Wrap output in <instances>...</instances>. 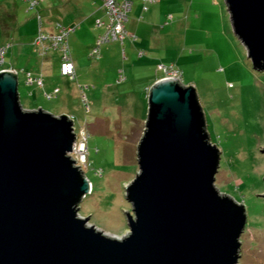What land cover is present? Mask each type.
Returning a JSON list of instances; mask_svg holds the SVG:
<instances>
[{
    "label": "rangeland",
    "instance_id": "1",
    "mask_svg": "<svg viewBox=\"0 0 264 264\" xmlns=\"http://www.w3.org/2000/svg\"><path fill=\"white\" fill-rule=\"evenodd\" d=\"M125 1V36L99 43L107 29L93 14L104 0H40L34 8L28 0H0V45H9L0 71H17L25 109L68 114L79 137L84 132L82 168L92 188L79 216L123 238L149 88L165 75L159 64L180 70L182 82L196 86L211 141L221 149L215 184L246 208L238 264H264V72L235 34L226 0H118ZM64 27H73L67 37L74 79L62 74L63 51L48 39ZM28 74L43 77L44 86L29 83Z\"/></svg>",
    "mask_w": 264,
    "mask_h": 264
},
{
    "label": "water",
    "instance_id": "2",
    "mask_svg": "<svg viewBox=\"0 0 264 264\" xmlns=\"http://www.w3.org/2000/svg\"><path fill=\"white\" fill-rule=\"evenodd\" d=\"M226 3L264 72V0ZM76 139L72 116L25 109L17 71H0V264H238L246 208L215 184L221 149L194 84L164 76L149 88L123 238L79 216L92 185Z\"/></svg>",
    "mask_w": 264,
    "mask_h": 264
},
{
    "label": "built area",
    "instance_id": "3",
    "mask_svg": "<svg viewBox=\"0 0 264 264\" xmlns=\"http://www.w3.org/2000/svg\"><path fill=\"white\" fill-rule=\"evenodd\" d=\"M28 1L30 3V7L32 8L36 7L37 4L40 2V0H35V1L28 0ZM104 6L106 7L109 21L106 22V21L99 20V25L105 24L107 28V32L105 33V35L99 38V43L109 40L111 37L123 38L125 36L126 34L125 23L128 19L127 11L129 10L130 2L125 1V2L120 3L118 2V0H104ZM39 17H41V15H39ZM72 30H73V27L71 30H65V27H64L62 30L60 29L59 31L60 34L58 35L50 34L48 36V39L51 41L53 47L58 48L61 51H63L62 58H61L62 74L74 79L76 76V67H75V62L70 53V46H69V41L67 37L68 33H70ZM42 37L44 38L43 34H42ZM7 46H5V44L0 45V64L4 63ZM99 50H100L99 46L96 47L94 49L95 54H99ZM158 68L159 70H162L165 73L164 76L177 77L181 79L180 70H178L177 68L174 69L173 66H169L166 64H159ZM28 76H29L28 77L29 83L37 82L38 84H42V79L40 77L35 78L31 74H28ZM54 92L57 93L58 89H55ZM50 96L51 95H49V97ZM82 133H83L82 137H79V133H77V139L74 144V149L71 152L72 157L76 160V163L80 165L81 167L88 159L87 139L84 137V132Z\"/></svg>",
    "mask_w": 264,
    "mask_h": 264
},
{
    "label": "crops",
    "instance_id": "4",
    "mask_svg": "<svg viewBox=\"0 0 264 264\" xmlns=\"http://www.w3.org/2000/svg\"><path fill=\"white\" fill-rule=\"evenodd\" d=\"M44 1V0H43ZM83 0H81L82 2ZM52 8L56 7L52 2L49 4ZM39 12V13H38ZM38 14L39 15H42V13L38 10ZM95 15L96 17V24L97 26H103V27H106L105 24H102V25H99V20L101 21H106L108 22L107 20H103L105 19V17L109 18L108 15H107V10L105 8V6H101L99 7L96 12H94L93 16ZM107 29V28H106ZM136 32V31H135ZM138 33V32H137ZM127 34H131V32H128ZM62 58V57H61ZM73 58V57H72ZM46 63V61H44ZM50 66V65H49ZM11 69H14V68H11ZM42 79V84H39L40 86H44V80H43V77L41 78ZM57 89V88H56ZM52 93H50L49 95H51ZM51 97V96H50Z\"/></svg>",
    "mask_w": 264,
    "mask_h": 264
},
{
    "label": "trees",
    "instance_id": "5",
    "mask_svg": "<svg viewBox=\"0 0 264 264\" xmlns=\"http://www.w3.org/2000/svg\"><path fill=\"white\" fill-rule=\"evenodd\" d=\"M12 13H13V12H12ZM12 13L10 12V14H9V15H10L11 17H12V16L14 17V15H13Z\"/></svg>",
    "mask_w": 264,
    "mask_h": 264
},
{
    "label": "bare ground",
    "instance_id": "6",
    "mask_svg": "<svg viewBox=\"0 0 264 264\" xmlns=\"http://www.w3.org/2000/svg\"><path fill=\"white\" fill-rule=\"evenodd\" d=\"M119 238V237H118Z\"/></svg>",
    "mask_w": 264,
    "mask_h": 264
}]
</instances>
